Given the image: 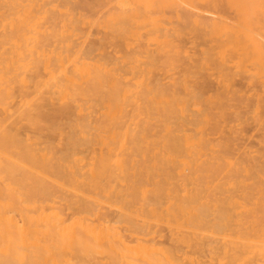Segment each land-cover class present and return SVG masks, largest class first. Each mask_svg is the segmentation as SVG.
Instances as JSON below:
<instances>
[{"label": "bare ground", "instance_id": "obj_1", "mask_svg": "<svg viewBox=\"0 0 264 264\" xmlns=\"http://www.w3.org/2000/svg\"><path fill=\"white\" fill-rule=\"evenodd\" d=\"M94 1L102 16L90 18L84 0H0V264H264V147L230 160L207 132L218 120L214 101L198 102L205 82L189 85L212 68L258 76L243 51L264 44V0H227L244 21L203 29L236 51L234 65L206 53L167 81L162 55L193 59L179 25L200 28L210 11Z\"/></svg>", "mask_w": 264, "mask_h": 264}, {"label": "rangeland", "instance_id": "obj_2", "mask_svg": "<svg viewBox=\"0 0 264 264\" xmlns=\"http://www.w3.org/2000/svg\"><path fill=\"white\" fill-rule=\"evenodd\" d=\"M207 1L209 2V4L212 3L213 5L212 4L209 5ZM253 1H255V0H249L248 5L253 4L254 3ZM84 2L88 3V4H86L87 6L89 5V3L91 6H94V4H96V3H94L95 2L94 0H87V1L84 0ZM84 2H82V4H84ZM228 2L229 1H227V0H221V1L215 0L214 2H213V0L211 2L209 0H202V1L199 0L197 2L195 1L196 6L199 5L198 6L199 8L200 7L205 8L204 9L205 11L202 8H200L202 10V12H205L204 14L208 15L209 12H207V11H210V16L208 18L202 19V25L200 26V28H197L193 25H179L182 27L181 29H182V34H183V35H181V45L183 47L182 55L183 54L187 55V54H190V52H191L190 55L193 57L194 60L193 59H186V60H182V61L176 63L175 62L176 60H172V59L168 60L167 58H163L164 56L162 55L163 57L162 56L160 57L162 59V61H161V59H159L158 67H156V68H158L159 73L162 74V77L165 78L166 81L170 80V78H171L170 76H172L173 78H179L181 76L182 71L185 69H190V70L194 71L195 65H198L196 60L199 58H204V56H208V55H206V53L214 54V60L215 61H216V59H218V56L221 52L225 53L227 55H231L230 56V59H231L230 65H234L239 60V58L235 55V54H237L235 50H233L232 48H230L228 46H224L223 48L220 47L222 42L218 39V37H217L218 35L216 36L215 34L209 32V30H208V32H205L203 30L205 28H209V23H210L211 19H225V21L231 27L237 25V23L240 24L241 22L244 21V18L240 15H237L233 6L230 4V2L229 3ZM214 3L217 5H215ZM86 5L84 4L85 7H86ZM99 5H101V4H97L95 6H99ZM80 6H81L80 9L83 10L82 12L84 14H87L88 17L90 16V18H93L94 16L95 17L102 16L101 15L102 13H100V14L97 13V11H96L97 8H93V7L88 6L85 9V7L83 5L80 4ZM90 8L92 10H94V9L95 10L92 11ZM164 8H165L163 10L164 13L162 12L164 14V17H167L168 14H169L168 17H171L173 14V10L171 9V7L169 5H165ZM98 9H99V7H98ZM107 9H108V7H102L103 11H106ZM260 22H259L260 25L259 24L257 25L259 27V29H260V26L264 23V20H262ZM185 26H187V27L185 28ZM263 28H264V24L262 25L260 31L258 29L259 33L262 36L261 38H264V32H263L264 30L262 31ZM183 29H184V31H183ZM0 31H1V28H0ZM202 31H203V33H202ZM261 32H263V33H261ZM205 33H206V36H208L207 38L205 36ZM99 34L101 35V33H99ZM99 34L97 36H99ZM202 34H203V36H202ZM101 36H103V33ZM183 37L185 40L183 39ZM212 38H214V39H212ZM222 38H224V37H221L220 39H222ZM211 39H212V41H214V43L211 41ZM217 39H218V41H217ZM182 40H184V41H182ZM243 40L246 42L245 39H243ZM111 41H112V39H109L107 42H111ZM8 46H10V45H8ZM219 47L221 48V50H218ZM150 48L152 50H155V45H151ZM230 49H232V51ZM203 52L205 54H203ZM123 54H124V51H121L118 53V55H123ZM243 55H245L244 56L245 67L248 69L255 70L258 73L257 77H252L248 71H245V72L238 73V75L231 78V77L223 76L222 73H219V71L217 69H213V68L211 70H209V72L207 73L208 74L207 76H205L204 74L203 75L192 74L191 77H189V85L192 87L200 85L201 83L205 82L206 87L203 88V91H202L203 94H201L202 98H199L198 102L202 103V102H204L205 99H206L205 101H207V100L214 101L215 105L214 104L212 105V107H213L212 112H214L215 115L213 113L212 116L216 120H218L216 122L212 121L211 122L212 124L210 123V125L207 124L208 125V126H206L207 132L209 133V137L211 138L213 143L215 142V144H217L218 142L222 143L223 141H224L223 143H225V142L227 143V150H226L228 153L227 157L230 156L229 158L232 161H235L237 158H240V155L241 154L243 155V153L245 151H251L253 154H254V152H255V154H257L256 152L261 151L264 147V104L261 103V104H259L260 106H257L258 99H262V100L264 99V90L262 88L263 78H261L262 75L259 72V71H262L264 69V44H263V46H258V45H252L250 43H246L244 51H243ZM175 63L177 66L178 65L179 66L177 68H175V70H171L173 67H175V65H174ZM4 70L5 71L8 70V67L6 65L2 66L1 71H4ZM1 76L2 75L0 73V80L2 78ZM225 81H227L226 82L228 84L227 86H225V84L223 85V83H222ZM237 90H241V92H238ZM243 95H245V97H244L245 99L242 98ZM222 104L224 106H222ZM214 106H215V108H214ZM194 109H196V108L193 107V110ZM196 110H194V111H196ZM59 120H62V117H60ZM65 120H66V118L63 117L62 122H65ZM257 120H258V122H257ZM259 120H261V121H259ZM213 122L215 123V125L213 124ZM63 128H65V127H63ZM29 132H32V131H29ZM49 134L50 133H47V137L50 138V136H51V138H54L55 139L54 143L56 145L61 143L62 139H60V138L62 136L57 138L56 136L49 135ZM65 134H68V131H66L64 133V135ZM33 140H35V139H33ZM41 141H43V138H41ZM45 143L46 142H43L42 145H47ZM261 147H262V149H261ZM79 156H84V157L87 156V158L90 157L89 153L80 154ZM231 156H232V158H231ZM226 167L229 170V166L227 164H224L223 168L225 170H226ZM98 196L102 197V194L99 193ZM163 198H164L163 202H165L166 201L165 196L161 197V199H163ZM163 204H164L163 206L161 204V205L156 207L158 212L159 211L163 212L162 210H164V208H166V206H167L166 203H163ZM158 207H159V209H158ZM215 224H216L215 226L213 225L211 227L212 229L210 228V226H208L207 229H209V230L211 229L210 231L213 230V232H215L216 229L219 227L221 229L219 230V228H218L217 232H221L223 226H225L223 224V226L221 227V225L218 224V227H217V223H215ZM225 227L227 229V226H225ZM230 231L232 232V230L227 229L228 233H231ZM222 232H223V230H222ZM159 240H161V239L159 238Z\"/></svg>", "mask_w": 264, "mask_h": 264}]
</instances>
